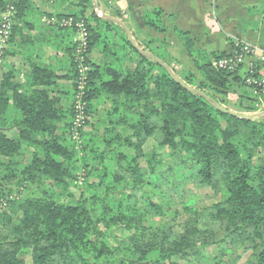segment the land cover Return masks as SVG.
<instances>
[{"label":"trees","instance_id":"16d2710c","mask_svg":"<svg viewBox=\"0 0 264 264\" xmlns=\"http://www.w3.org/2000/svg\"><path fill=\"white\" fill-rule=\"evenodd\" d=\"M10 2L16 13L5 56L22 60L0 73V264H264V115L220 111L178 84L119 38L123 29L100 17L92 0H49L50 11L35 0L0 6ZM163 13L145 11L144 25L167 33ZM39 14L88 27V118L77 137L76 28ZM172 30L195 71L177 70L167 38L135 36L225 107L259 111L264 93L246 84L247 71L215 64L231 52L209 53ZM28 150L23 165L18 158ZM24 183L38 189L25 196Z\"/></svg>","mask_w":264,"mask_h":264},{"label":"crops","instance_id":"0c3cea01","mask_svg":"<svg viewBox=\"0 0 264 264\" xmlns=\"http://www.w3.org/2000/svg\"><path fill=\"white\" fill-rule=\"evenodd\" d=\"M98 1L106 12L120 13L123 16L121 19L127 22L134 34L138 31L149 37L167 38L171 44L168 50L176 62L182 68L193 71L195 65L182 41L173 32L174 27L188 32L196 44L209 53L232 52L237 42L242 41L264 46V12L260 10L262 13L253 14L249 11L252 6L262 5L264 0ZM153 8L163 10V21L169 29L167 33L155 32L144 25L143 14ZM49 51L52 50L48 48L47 53ZM49 58L47 61L52 62L53 58ZM92 58L100 61L102 55L94 52Z\"/></svg>","mask_w":264,"mask_h":264},{"label":"built area","instance_id":"2783aa9c","mask_svg":"<svg viewBox=\"0 0 264 264\" xmlns=\"http://www.w3.org/2000/svg\"><path fill=\"white\" fill-rule=\"evenodd\" d=\"M16 1V0H12ZM16 8L13 3H7L0 6V56L10 46V38ZM47 23L59 24L60 26L75 27V61L77 62V92L75 95V118L73 121L74 132H77L84 126L87 118V101L85 94L88 86V74L91 69L88 63L89 54V31L85 21H77L74 17L58 19L57 17L44 18ZM217 68L221 70H234L243 67L247 73L245 74V82L247 85L255 89V94L261 96L264 93V46L242 41L237 42L236 48L228 57L220 58L216 61ZM259 88V90H258ZM260 110H264V103ZM77 137V136H75Z\"/></svg>","mask_w":264,"mask_h":264},{"label":"water","instance_id":"95a60500","mask_svg":"<svg viewBox=\"0 0 264 264\" xmlns=\"http://www.w3.org/2000/svg\"><path fill=\"white\" fill-rule=\"evenodd\" d=\"M92 4H93V8L95 9L96 13L102 17L103 19H106L108 21H111L113 23L118 24L123 31L125 32V34L127 35L130 43L132 44V46L137 49L139 51L140 54L152 59L153 61L159 63L162 67H164L166 69V71L169 73V75L181 86H183L184 88H186L187 90L197 93L199 95H201L202 97H204L209 103H211L215 108L219 109L220 111L235 115L237 117L243 118V119H255L258 117H261L264 115V110L261 111H256V112H252L250 114H243V113H239L236 111H233L227 107H225L224 105H222L221 103H219L217 100H215L214 98H212L209 94H207L206 92L202 91L201 89L191 86L189 84H187L185 81H183L180 76L175 72V70L173 69V67L171 65H169L166 61H164L163 59H161L160 57H158L156 54H154L153 52L146 50L145 48H143L140 43L138 42L135 34L133 33L132 29L130 28V26L127 24V22L117 16H114L110 13H107L103 7L100 5L98 0H92Z\"/></svg>","mask_w":264,"mask_h":264},{"label":"rangeland","instance_id":"374dc122","mask_svg":"<svg viewBox=\"0 0 264 264\" xmlns=\"http://www.w3.org/2000/svg\"><path fill=\"white\" fill-rule=\"evenodd\" d=\"M35 3L37 5V7H39L40 9L47 10V11L52 10V4L49 2V0H35ZM38 16L41 17V18H43V19L44 18H48V16L42 15V14H39ZM137 34H138L137 36H139V38H141V40H143V42H145L146 40L148 41V37H147L146 34H144V33L143 34H140L139 32ZM124 35L127 36L124 31L119 30L117 32V36L119 38H122V36H124ZM48 48H49L48 46L43 45L42 48H40V50H39V52H41V55H42L43 59L46 60V61L48 60L49 57H52L53 56L52 51H49L47 53V49ZM20 60H22V56L20 54H18V55H12V54H10V55H6L5 56V51H4L2 53V55L0 56V73L5 69V65L12 64V63H17V62L19 63ZM173 64L177 68L178 71H181L182 67H181L180 64H178L177 62H174ZM231 110L237 112V110L234 109V108H231ZM243 114H250V113H243ZM74 136H79V132H75L74 133ZM31 153H32V150H28L25 153V155H23L22 157H19L18 158V161L21 164H23V165L28 164L30 162V160H31V156H32ZM77 178H78V180H76V182L77 183H80L82 181V171H78L77 172ZM47 184H48V186H51L52 185V182L51 181H48ZM11 185L14 187L13 194H15L17 192V185L15 183L10 184V186ZM35 189H38L36 187V185H31V184H28V183H24L23 184V187H22V190H24V193L23 194L25 196L28 195L31 191H33ZM208 203H209V201H208Z\"/></svg>","mask_w":264,"mask_h":264}]
</instances>
